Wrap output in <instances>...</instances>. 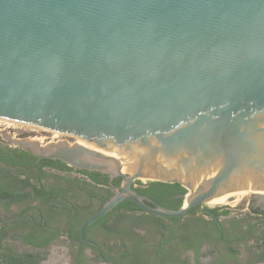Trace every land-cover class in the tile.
I'll list each match as a JSON object with an SVG mask.
<instances>
[{
	"label": "water",
	"instance_id": "95a60500",
	"mask_svg": "<svg viewBox=\"0 0 264 264\" xmlns=\"http://www.w3.org/2000/svg\"><path fill=\"white\" fill-rule=\"evenodd\" d=\"M31 128L72 139H17ZM0 135L35 163L120 179L79 244L124 202L264 215V0H0ZM137 181L187 194L165 208Z\"/></svg>",
	"mask_w": 264,
	"mask_h": 264
},
{
	"label": "flooded vegetation",
	"instance_id": "af4514ba",
	"mask_svg": "<svg viewBox=\"0 0 264 264\" xmlns=\"http://www.w3.org/2000/svg\"><path fill=\"white\" fill-rule=\"evenodd\" d=\"M55 134L31 128L17 139L42 145L72 139L63 136L66 138L54 141ZM36 160L34 154L13 147L0 135V252L22 255L58 248L62 251L57 257L60 264H234L241 261L242 250L249 258L254 255L244 246L247 241L264 239V233H255L253 225L214 210L217 221L197 208L178 221L133 211L135 205L124 202L89 226L79 244L83 223L118 192L120 179H113L110 186L105 175L95 176L98 172ZM104 179L107 186L98 184ZM134 188L170 209L180 199L183 203L187 194L177 183L139 181ZM254 202L249 207L260 214ZM148 218L160 220L158 233L148 227Z\"/></svg>",
	"mask_w": 264,
	"mask_h": 264
},
{
	"label": "rangeland",
	"instance_id": "374dc122",
	"mask_svg": "<svg viewBox=\"0 0 264 264\" xmlns=\"http://www.w3.org/2000/svg\"><path fill=\"white\" fill-rule=\"evenodd\" d=\"M79 178L81 180L85 181L84 177L80 176ZM144 182H150V181H144ZM97 207H98V205L94 206L92 208L93 211L97 210ZM204 207L208 208L210 210H218V212L228 211V217H236L238 219H241L242 221H245L248 225H253L254 226L253 231L255 233H259V235H261V233H264V224H263L264 223V215L248 212L244 209L239 210L236 207H230V206H226V205H222V204H216V203H211V204L208 203ZM139 215H140V213H139ZM207 219H209V218H207ZM159 224H160L159 219L148 218V227H151L152 230L153 229L156 230L157 233H158V229H159ZM258 241H259V239L255 240V241H247L246 244L244 245L245 247H247L248 249L253 251L254 255L252 256V258L247 257L245 252L242 250V254L240 255L242 258L241 261L238 263H234V264H249V263H251L256 258V254L260 253L264 248V246L261 243H258ZM20 252H27V251L22 250ZM33 253H37V256L39 258H41L42 260L44 259L45 264H60L59 262H57V259H58L57 257L62 254V251L58 248H53V249H48V250H43V251H37V252H33ZM261 264H264V263H261Z\"/></svg>",
	"mask_w": 264,
	"mask_h": 264
},
{
	"label": "trees",
	"instance_id": "16d2710c",
	"mask_svg": "<svg viewBox=\"0 0 264 264\" xmlns=\"http://www.w3.org/2000/svg\"><path fill=\"white\" fill-rule=\"evenodd\" d=\"M99 173H95V176L99 177ZM93 177V176H92ZM93 180L94 177L92 178ZM103 182V183H102ZM101 183L107 186V179H104ZM179 185V184H178ZM181 186V185H180ZM182 193H186V190L182 187ZM182 205V199L177 201L176 206L171 209H177ZM133 211H141L138 207L134 206ZM218 212V210H214ZM221 214H228V211H223ZM261 214V213H260ZM264 224V223H263ZM258 243H261L264 246V239L259 240ZM42 259L37 256V253L29 252L22 255L11 254L10 252H0V264H41ZM264 263V248L263 250L256 254V258L249 264H261Z\"/></svg>",
	"mask_w": 264,
	"mask_h": 264
},
{
	"label": "bare ground",
	"instance_id": "6f19581e",
	"mask_svg": "<svg viewBox=\"0 0 264 264\" xmlns=\"http://www.w3.org/2000/svg\"><path fill=\"white\" fill-rule=\"evenodd\" d=\"M209 204H211V203H209ZM216 204H218V203H216ZM222 205H225V204H222ZM226 206H228V205H226ZM230 207H232V206H230Z\"/></svg>",
	"mask_w": 264,
	"mask_h": 264
},
{
	"label": "built area",
	"instance_id": "2783aa9c",
	"mask_svg": "<svg viewBox=\"0 0 264 264\" xmlns=\"http://www.w3.org/2000/svg\"><path fill=\"white\" fill-rule=\"evenodd\" d=\"M137 182H139V181H137ZM141 182H144V181H141ZM136 183V182H135Z\"/></svg>",
	"mask_w": 264,
	"mask_h": 264
}]
</instances>
